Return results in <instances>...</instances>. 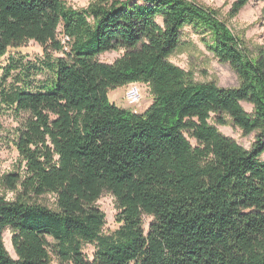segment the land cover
Here are the masks:
<instances>
[{
  "label": "trees",
  "instance_id": "16d2710c",
  "mask_svg": "<svg viewBox=\"0 0 264 264\" xmlns=\"http://www.w3.org/2000/svg\"><path fill=\"white\" fill-rule=\"evenodd\" d=\"M248 1L237 0L231 16ZM186 27L230 65L237 87L196 82L170 62ZM30 41L65 57L44 62L51 77L39 90L22 81L1 92L26 119L17 141L25 170L5 176L16 199L0 195V264H264V51L252 57L216 10L194 0H94L81 10L0 0V57ZM112 51L125 53L100 61ZM134 83L154 96L143 114L109 98ZM212 116L255 134L251 148ZM104 193L116 199L120 224L108 235L97 207ZM144 216L153 219L147 233Z\"/></svg>",
  "mask_w": 264,
  "mask_h": 264
},
{
  "label": "rangeland",
  "instance_id": "374dc122",
  "mask_svg": "<svg viewBox=\"0 0 264 264\" xmlns=\"http://www.w3.org/2000/svg\"><path fill=\"white\" fill-rule=\"evenodd\" d=\"M66 4L76 10L87 8L94 0H64ZM199 5L214 9L224 21L232 34L242 39L252 57L264 51V0H249L237 15L231 16V9L237 0H194ZM161 23V20H159ZM59 29L58 38L64 42L67 39ZM209 39V35L205 36ZM203 37L192 27H186L182 32L181 45L170 57V62L193 74L196 82L204 83L214 81L220 87L234 88L239 85V79L230 65L221 63L203 42ZM124 51H112L102 54L99 59L103 63L114 64L124 55ZM65 57L60 52L45 53L42 46L34 41L27 42L19 48H10L8 53L0 57V195L9 201L16 199V192L6 186L5 176L24 172L25 163L17 149L18 136L26 116L19 115L9 109L2 101L1 92L4 88L21 86L22 81L29 82L32 90H39L49 80L51 73L43 65L44 62L55 58ZM18 66L20 69H18ZM11 72H9V69ZM109 98L120 108L134 111L137 114L145 113L154 103L151 87L145 83H134L110 91ZM249 113L253 112L252 105L243 103ZM212 116L211 123L225 136L234 139L245 149H250L255 141V134L245 136L241 129L235 127L228 120V125H218ZM195 144V141L192 140ZM264 160V155L262 157ZM50 207H55V197L48 195L43 199ZM97 207L105 214L106 224L104 234H112L120 224L117 222L118 209L116 199L109 193H104L97 202ZM153 219L143 217L144 230L147 233ZM13 232L7 229L4 232V244L9 254L16 259L12 244ZM52 242V240H50ZM84 255L93 260L95 246L86 244ZM52 264H61L53 258Z\"/></svg>",
  "mask_w": 264,
  "mask_h": 264
}]
</instances>
